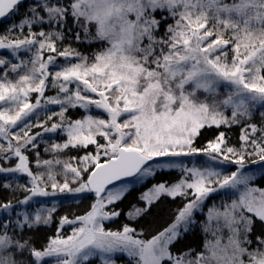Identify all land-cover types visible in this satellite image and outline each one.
Listing matches in <instances>:
<instances>
[{"label": "snow or ice", "instance_id": "snow-or-ice-1", "mask_svg": "<svg viewBox=\"0 0 264 264\" xmlns=\"http://www.w3.org/2000/svg\"><path fill=\"white\" fill-rule=\"evenodd\" d=\"M5 21L0 264H116L117 253L131 264H264V186L255 183L264 180V0H0ZM76 108L107 118L67 115ZM57 133L64 142L46 137ZM157 170L180 178L154 185L140 197L145 206L126 215L179 197L172 222L150 238L127 224L106 230L104 221L120 216L109 206L129 191L114 182ZM88 193L89 211L58 221L56 205L38 199ZM33 202L40 206L20 210ZM53 223L55 234L37 247L34 234ZM66 225H76L71 234ZM196 229L201 251L178 248Z\"/></svg>", "mask_w": 264, "mask_h": 264}, {"label": "trees", "instance_id": "trees-1", "mask_svg": "<svg viewBox=\"0 0 264 264\" xmlns=\"http://www.w3.org/2000/svg\"><path fill=\"white\" fill-rule=\"evenodd\" d=\"M30 2V0L26 1V4ZM25 12V7L20 8V13L23 14ZM17 23L19 22L20 16L12 17ZM8 22L5 21L0 25V33H3L4 30L7 28ZM73 47L78 48L80 51L84 52L86 55L90 54L95 48L86 47L79 44H73ZM95 114V113H94ZM71 116L73 119H79L86 115V112L80 108L70 109L69 113L67 114ZM40 129H34L33 131H39ZM221 130H224L223 128ZM216 134V130L213 129L211 131H205L203 133V139H211ZM232 140L231 143H237L238 137L240 134L239 127H234L228 133ZM56 139H59L58 136ZM43 146V145H42ZM93 146H89L88 151H92ZM71 155H83V152L77 153L74 150H70ZM44 158H50L49 155L42 153ZM7 166V162H6ZM234 168V166H233ZM35 171V168H33ZM180 178V174L176 170L166 171L161 170L157 172L153 177L148 179L143 185L136 187L129 192H127L124 197L117 201L114 205H110L109 208H115L120 212V216L113 219V221L106 223L105 229L106 230H120L124 225H128L129 227H133L137 230V232H142L143 236L140 238H150L151 235L156 234V232L162 230L168 224H170L175 216V213L178 209H180L184 201L179 197L173 199L167 195H162L159 200L155 201L152 206L150 207L149 211L136 219H129L126 213L131 210L132 206L135 205L137 207H144L145 202L140 200V197L143 193L147 192L151 189L154 185H157L161 182H167L171 184L176 182ZM26 179L19 180L20 183H24ZM258 185L264 186V180H257L255 182ZM17 195L22 199L23 193H17ZM9 196L7 191H4L0 188V200ZM216 198H211L206 202V210L212 203L215 201ZM219 199V197H218ZM217 200V199H216ZM94 203L93 194L81 198L77 202H67L64 205L58 207L56 212L53 214V219L58 221L62 216H68L69 219H73L76 216H82L87 211L90 210V205ZM50 207V206H48ZM107 210V209H106ZM198 221L204 220L203 214L197 215ZM56 232V224L53 223L50 227L41 228L35 234L34 237L36 239V246L40 247L41 244L45 243L48 236L54 235ZM69 229L63 230V234L68 235ZM208 239V238H207ZM205 240V235L200 229H196L194 234L190 237H187L186 240L178 246L180 249H187L189 247L194 248L197 252L201 251L203 243ZM117 264H131L130 258L127 257H116ZM93 264H101L100 260L94 259Z\"/></svg>", "mask_w": 264, "mask_h": 264}, {"label": "rangeland", "instance_id": "rangeland-1", "mask_svg": "<svg viewBox=\"0 0 264 264\" xmlns=\"http://www.w3.org/2000/svg\"><path fill=\"white\" fill-rule=\"evenodd\" d=\"M0 25H1V23H0ZM61 60H62V58H61ZM47 95H54L55 94V91L53 90L52 92H49V93H46ZM81 109V108H80ZM53 110H55V111H59V106H53ZM82 110H84V109H82ZM85 111V110H84ZM95 113V114H94ZM88 114H92V115H94V116H103L104 118H107L106 117V114H103V113H101L100 112V110H96V109H93L92 110V112L91 113H87L86 112V115H88ZM40 131V130H39ZM49 135H52V136H54V139H55V141L56 142H60V143H62V142H64V140L66 139L64 136H62V135H60L59 133H57V134H46V137L47 136H49ZM58 136V138L59 139H56V137ZM151 163V162H150ZM36 170V169H35ZM159 171H161V170H157L156 171V173L157 172H159ZM153 177V176H152ZM151 177H147V178H144L143 180H140V181H138L137 180V178L136 177H133L132 179H130V180H125V181H121V182H119V183H116V184H114L116 187H119L121 184H123V183H128L129 184V191L130 190H132V189H134V188H136V187H139V186H141V185H143L148 179H150ZM24 179H27L25 176H20L19 177V180L21 181V180H24ZM57 179H59V180H61V182H62V178L61 177H57ZM110 187H113V185H111ZM128 191V192H129ZM126 194V193H125ZM88 195H90V193H88V194H78V195H76V196H73V195H70V194H62V195H59V196H50V197H46V198H38L39 199V201H40V204H44L45 206H52L53 204H55L56 205V209L58 208V207H60V206H62V205H64L65 203H67V202H69V203H71V202H77L78 200H80L81 198H83V197H86V196H88ZM162 196V195H161ZM218 195L217 196H213V197H211V198H216L215 199V201L213 202V203H217V204H219L220 203V198L218 199ZM210 198V199H211ZM207 202V201H206ZM40 204H37V203H35V202H33V204L32 205H30V206H23L20 210H28V211H32L33 210V208L34 207H38V206H40ZM211 206V205H210ZM209 206V207H210ZM206 212H207V209L206 210H204V213H202L203 215H204V219H205V214H206ZM111 221H113V220H106V221H104V225L106 224V223H108V222H111ZM76 225H66L65 227H64V230L65 229H69V233L68 234H71V231H72V228L73 227H75ZM207 238L208 239H211V236L209 235V236H207ZM118 256H120V257H127V255L126 254H122V253H117V254H115V256H114V259H116V257H118ZM128 258V257H127ZM94 259H98V258H93V260ZM99 260V259H98ZM116 264H117V262H116Z\"/></svg>", "mask_w": 264, "mask_h": 264}, {"label": "water", "instance_id": "water-1", "mask_svg": "<svg viewBox=\"0 0 264 264\" xmlns=\"http://www.w3.org/2000/svg\"><path fill=\"white\" fill-rule=\"evenodd\" d=\"M27 1V0H26ZM133 177H125V178H123L121 181H125V180H130V179H132ZM121 181H115L114 182V184H116V183H119V182H121ZM111 185H109V187H110Z\"/></svg>", "mask_w": 264, "mask_h": 264}]
</instances>
